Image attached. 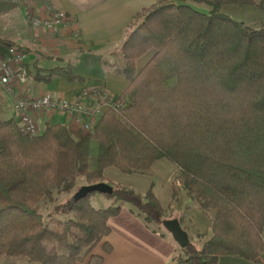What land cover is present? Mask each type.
I'll use <instances>...</instances> for the list:
<instances>
[{
	"label": "trees",
	"instance_id": "1",
	"mask_svg": "<svg viewBox=\"0 0 264 264\" xmlns=\"http://www.w3.org/2000/svg\"><path fill=\"white\" fill-rule=\"evenodd\" d=\"M224 3L264 10V0H216ZM127 31L119 73L128 84L91 132L74 139L53 122L31 136L17 119L0 120V258L77 264L86 257L87 264H103L92 251L122 204L144 222L162 227L166 220L152 189L140 194L109 182L104 170L137 173L167 159L177 168L170 209L183 188L192 202L183 212H203L212 231L201 247L189 236L173 264H217L222 255L264 264V28L216 8L206 14L156 0L137 11ZM0 43L16 46L1 37ZM151 49L136 72V61ZM70 70H39L37 81L81 80ZM92 141L96 157L89 170ZM94 183H108L113 193L73 201L82 185ZM95 194L111 204L94 208Z\"/></svg>",
	"mask_w": 264,
	"mask_h": 264
},
{
	"label": "crops",
	"instance_id": "2",
	"mask_svg": "<svg viewBox=\"0 0 264 264\" xmlns=\"http://www.w3.org/2000/svg\"><path fill=\"white\" fill-rule=\"evenodd\" d=\"M50 3L53 9L62 11L69 24L58 33L41 28L31 29L24 21V13L12 0H0V37L17 48L26 49L25 78L20 84L22 92L31 98L49 93L52 96L86 104H99L101 108L113 105L115 98L127 86L128 81L119 70L122 66L120 47L128 31L127 25L138 10L155 4L156 0H41ZM154 49L140 55L135 63L139 72L151 58ZM8 55V49L0 43V61ZM69 67L74 76L81 80L68 81L53 77L48 84L37 81V72L52 67ZM87 98H86V96ZM13 106L5 90L0 88V115L16 120ZM8 119V120H9ZM40 131L46 125L57 122L66 126L69 134L78 139L83 136L79 126L69 117L60 114L42 113L37 117ZM177 168L167 159H157L147 170L124 174L114 167H106L105 180L121 184L143 194L153 190L164 210L166 220L180 222L193 242L201 247L212 235L210 223L203 212L185 207L192 206L184 189L179 187L178 200L171 204L172 178ZM97 208L111 204L110 199L94 195L91 199ZM108 235L95 245L92 254H99L103 264H173L182 255L181 248L174 243L172 235L164 228L144 222L127 204H122L117 216L109 217ZM264 241V227L261 233ZM110 245L109 251L104 245ZM88 259L77 264H87ZM0 264H27L24 259L0 258ZM217 264H254L250 261L222 255ZM262 264V263H260Z\"/></svg>",
	"mask_w": 264,
	"mask_h": 264
},
{
	"label": "built area",
	"instance_id": "3",
	"mask_svg": "<svg viewBox=\"0 0 264 264\" xmlns=\"http://www.w3.org/2000/svg\"><path fill=\"white\" fill-rule=\"evenodd\" d=\"M12 2L23 10L24 22L31 29L41 28L58 33L70 22L64 12L53 9L50 3L41 4V0H12ZM26 59L27 54L13 46L8 48L7 57L0 61V88L5 90L11 100L17 119L16 124L24 134L31 136L39 134L37 117L42 113L55 112L69 117L79 126L83 134H87L97 124L103 111L112 106L101 108L102 105L86 104L81 100L69 102L49 93H42L35 98L25 95L20 84L25 78Z\"/></svg>",
	"mask_w": 264,
	"mask_h": 264
},
{
	"label": "rangeland",
	"instance_id": "4",
	"mask_svg": "<svg viewBox=\"0 0 264 264\" xmlns=\"http://www.w3.org/2000/svg\"><path fill=\"white\" fill-rule=\"evenodd\" d=\"M177 4H189L192 8L197 11H203V13L209 14L211 13L212 9L216 8L219 12L229 15L232 19L240 20L244 22L248 27H253L254 29H263L264 28V10H260L253 5L241 7L240 5H228L226 3L217 5L216 0H186L185 2L177 1ZM11 116H7L3 114L0 115V120L6 119L8 120ZM95 141L90 142V151H89V165L90 169L92 170L95 166V158L96 157V145ZM84 180H78L77 184L81 185ZM57 195V196H56ZM55 196L57 199L62 202L65 199V195L63 194H56ZM92 206L95 208L96 203L92 202ZM165 217V215H164ZM194 240V238H193Z\"/></svg>",
	"mask_w": 264,
	"mask_h": 264
},
{
	"label": "water",
	"instance_id": "5",
	"mask_svg": "<svg viewBox=\"0 0 264 264\" xmlns=\"http://www.w3.org/2000/svg\"><path fill=\"white\" fill-rule=\"evenodd\" d=\"M97 192L99 194L107 195L113 193V188L109 186L108 183H94V185H82L75 193L72 195L73 201H78L82 197H86L91 193ZM162 227L172 235L174 243L178 245L179 248L183 249L188 246L190 239L185 230L182 229L180 222L177 219L164 220Z\"/></svg>",
	"mask_w": 264,
	"mask_h": 264
}]
</instances>
